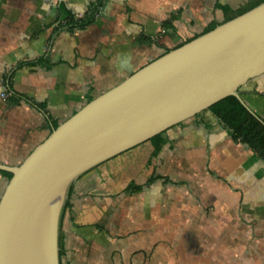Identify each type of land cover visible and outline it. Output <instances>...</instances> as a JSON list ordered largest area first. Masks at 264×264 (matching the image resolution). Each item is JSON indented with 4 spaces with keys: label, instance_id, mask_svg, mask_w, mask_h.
I'll return each mask as SVG.
<instances>
[{
    "label": "crops",
    "instance_id": "crops-1",
    "mask_svg": "<svg viewBox=\"0 0 264 264\" xmlns=\"http://www.w3.org/2000/svg\"><path fill=\"white\" fill-rule=\"evenodd\" d=\"M95 1L0 0V164L249 0H104L84 29L54 32ZM240 97L264 120V74ZM59 232L60 264H264V162L203 112L82 174Z\"/></svg>",
    "mask_w": 264,
    "mask_h": 264
},
{
    "label": "water",
    "instance_id": "water-1",
    "mask_svg": "<svg viewBox=\"0 0 264 264\" xmlns=\"http://www.w3.org/2000/svg\"><path fill=\"white\" fill-rule=\"evenodd\" d=\"M264 74V1L168 50L88 101L17 166L0 197V264H60L59 226L82 174L227 97L264 125L239 89Z\"/></svg>",
    "mask_w": 264,
    "mask_h": 264
},
{
    "label": "trees",
    "instance_id": "trees-1",
    "mask_svg": "<svg viewBox=\"0 0 264 264\" xmlns=\"http://www.w3.org/2000/svg\"><path fill=\"white\" fill-rule=\"evenodd\" d=\"M264 0H249L247 4L243 5L235 11H229L227 20L251 9L252 7L258 5ZM104 0H96L94 3L90 4L88 11L79 18H76L73 14H69L66 21L63 23H58L54 28V32L58 33L62 30L72 31L74 29H84L86 26L94 22L95 18L101 15V10ZM77 20H80L77 22ZM217 24L213 23L207 27L205 32L213 29ZM167 27V23L164 24ZM44 59H39L38 61L29 62V65L40 64ZM26 63H23L24 65ZM12 73L7 74L4 80L7 85L10 84ZM242 88V87H241ZM241 88L239 89V95H241ZM91 98L89 99V101ZM213 114L221 125L230 131L231 138L235 143H241L247 145L252 151H254L257 156L264 162V125L261 124L256 118L250 114L234 97H227L224 100L211 106L207 111ZM264 121V120H263ZM57 127V123L52 124V129ZM162 134L154 137L151 140H157L161 138ZM161 143V144H160ZM164 141L159 142L157 149L161 147ZM2 174L9 179L11 174L8 172H2ZM142 187L136 186L134 184H129L125 188V193H132L140 191ZM66 205V201L64 207ZM63 207V208H64ZM59 258L63 250V237L61 232H59Z\"/></svg>",
    "mask_w": 264,
    "mask_h": 264
},
{
    "label": "built area",
    "instance_id": "built-area-1",
    "mask_svg": "<svg viewBox=\"0 0 264 264\" xmlns=\"http://www.w3.org/2000/svg\"><path fill=\"white\" fill-rule=\"evenodd\" d=\"M76 18H79V17H76ZM79 21H80V20H77V22H79ZM0 96H1L2 98H5V97H6L4 93H2Z\"/></svg>",
    "mask_w": 264,
    "mask_h": 264
},
{
    "label": "rangeland",
    "instance_id": "rangeland-1",
    "mask_svg": "<svg viewBox=\"0 0 264 264\" xmlns=\"http://www.w3.org/2000/svg\"><path fill=\"white\" fill-rule=\"evenodd\" d=\"M164 134V133H163Z\"/></svg>",
    "mask_w": 264,
    "mask_h": 264
}]
</instances>
